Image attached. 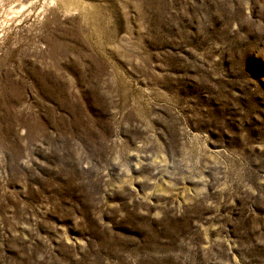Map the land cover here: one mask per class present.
Returning a JSON list of instances; mask_svg holds the SVG:
<instances>
[{"label":"rangeland","instance_id":"obj_1","mask_svg":"<svg viewBox=\"0 0 264 264\" xmlns=\"http://www.w3.org/2000/svg\"><path fill=\"white\" fill-rule=\"evenodd\" d=\"M0 264H264V0H0Z\"/></svg>","mask_w":264,"mask_h":264}]
</instances>
